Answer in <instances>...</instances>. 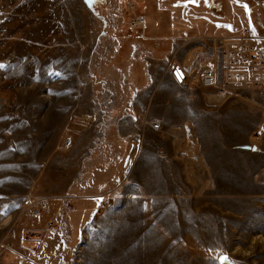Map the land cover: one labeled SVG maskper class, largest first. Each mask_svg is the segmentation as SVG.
<instances>
[{"label": "rangeland", "instance_id": "obj_1", "mask_svg": "<svg viewBox=\"0 0 264 264\" xmlns=\"http://www.w3.org/2000/svg\"><path fill=\"white\" fill-rule=\"evenodd\" d=\"M84 1L101 9L102 19L81 17V0H0V143L11 141L10 147L15 149L13 165L7 155L5 167L21 165L25 175L35 176L44 163L35 159L36 154L43 159L61 147L72 152L71 168L78 169L75 182L79 184L71 188L69 196L74 198L67 201V208L78 233L73 234V241L68 236L65 243L68 263L264 264V167L258 169V177L207 179L205 183L217 189L221 182L226 190L228 183L229 194L223 195L224 202L215 201L212 208L197 211L190 210L187 201L177 202L173 208L164 197L151 195L156 209L148 212L141 184L125 186L127 171L140 176L141 168L134 170L143 152H170L169 140L181 142L183 138L180 131L163 124L158 130L151 128V123L164 115L161 103L154 98L148 108L147 95L159 90L173 95L184 89L189 99L195 96L196 101L194 92L203 87L186 81L179 87L173 80L174 66L182 62L189 48L181 53L169 48L149 66L140 65L136 56L127 59L125 46L119 56L111 57L110 47L120 34H108L105 29L146 27L148 20L142 26L130 24L140 17V1H134V17L127 21L121 17L125 14L122 7H118V17L109 16L114 0ZM262 13L264 0H230L228 14L223 13V6L213 3L207 12L211 26L193 31L234 36L247 28L255 30L258 24L264 29ZM82 26L103 29L89 64L81 60V45H89L93 35L81 33ZM138 48H134L135 55L141 51ZM257 91L263 90H243ZM261 101L246 103L255 121H247L246 127L231 125L226 142L241 146L243 141L264 140V126L254 124L259 103L264 105ZM177 103L181 105L180 99ZM240 112L243 115V109ZM261 112L264 117V110ZM170 180L179 182L178 178ZM124 192L133 198L126 200ZM81 197L90 200L82 204ZM157 207L163 210L157 211ZM16 209L11 205L3 212L16 214ZM9 228L0 226V241ZM5 256L4 252L0 264ZM221 256L226 257L225 262Z\"/></svg>", "mask_w": 264, "mask_h": 264}, {"label": "crops", "instance_id": "obj_2", "mask_svg": "<svg viewBox=\"0 0 264 264\" xmlns=\"http://www.w3.org/2000/svg\"><path fill=\"white\" fill-rule=\"evenodd\" d=\"M134 1L114 0L115 4L110 8L111 13L108 12L109 16L118 17V7H122L125 10V14L121 16L123 19L127 21L134 17L131 13ZM137 1L141 2L139 19L145 20L144 22L148 20L146 27L129 29L126 26H111L104 31L108 34H120L110 47L111 57L119 56L125 46L126 58L133 59L136 56L142 66L144 64L149 66L153 60L164 56L169 48H174L175 51L181 53L184 50L186 52L187 48L203 47L202 39L214 36L194 34L193 29L196 28L198 32L211 26L207 12L212 8L213 3L220 4L221 8L223 6V13L225 11L228 14L230 9V0ZM166 2H172V4L166 5ZM262 14L264 16V13ZM90 16L102 19L103 15L101 9L87 5L84 0H81V17L89 18ZM258 25L255 31L264 36L263 27H258ZM186 31H189V34ZM102 32L103 29L82 26L81 33L93 35L88 39L91 41L89 45H81L82 62L90 63ZM138 46L141 51L135 55L134 48L138 51ZM146 74L149 76L147 72ZM163 77L161 76L159 80ZM173 78L179 87L182 86L181 81H178L175 76ZM181 90L180 93L173 95L160 90L147 95L148 104L150 103L148 108H151L153 98L161 103L160 107L163 108L161 113L164 116L158 121L160 128L163 124L167 129L180 131L183 134L181 142L170 139L168 146L173 148L170 152L158 150L154 154L149 149L143 152V155L136 160L138 163L134 172L138 168L142 171L137 178L134 177V173L131 176L132 171L131 173L125 171L127 176L125 186L141 184L143 195L147 194L142 202L145 205L144 210L147 209L148 212L156 209L153 203L155 196L151 195L164 197L170 206L181 204L184 200L190 204V210L210 209L215 201L216 203L224 202L223 195L229 194V190L228 183H226V190L221 182L220 189H217L207 185L205 183L207 179L258 177L260 176L257 174L258 169L264 167L262 166L264 140H255L252 143L243 141L241 146L240 144L232 146L230 142H226L231 137L228 132L231 125L246 127L244 125L247 121H255L253 120L255 116L247 112L249 110L246 108V103L250 101L256 103L258 100L263 102L261 99L264 100V90L257 92L233 90L229 95L219 92L214 87L200 88L196 93L194 92L197 95L196 101H193L195 96L189 99V95L186 94L187 90ZM178 99L181 101L179 106ZM258 108L260 109L256 111L258 119L254 124L257 128H263L264 117H262L261 109L264 110V105L259 103ZM241 109H243V115L240 112ZM167 119L170 120L168 125L164 123ZM85 134L82 135V139ZM234 138L237 136L235 135ZM11 145V141L8 144L5 140L0 143V213H2L0 226H10L9 230L2 234L3 240L0 244L11 243L10 248L5 251L6 256L2 264H64L65 261L68 262V253H66L68 249L65 244L68 242V236H72L73 241V234L78 233V229L73 228L75 225L72 224V219L70 220L71 215L67 208V201L74 198L69 196L71 188L79 184L75 182L78 169L71 168L72 152L69 154L70 151H65V147L64 149L61 147L45 155L43 159L38 158L36 154L35 159L44 163L41 168L36 169L35 176H27L21 165L18 168L5 167L7 155L9 163L11 165L14 163L15 149L11 148ZM259 155H262V158H259ZM139 162H141L140 167ZM174 163L177 169L174 168ZM171 178H178L179 182L173 183ZM138 180L141 182L139 183ZM180 181L187 185L185 187L187 189L180 184ZM198 195L203 197H197ZM214 195L216 199L213 198ZM26 197L45 199L47 201L46 213L39 218L30 216L20 205L21 199ZM123 197L126 200L133 198L129 193L124 194ZM83 199L81 197V203L90 200L88 197ZM198 201L204 202L205 205L198 206ZM208 202L213 204L206 205ZM11 205L17 207L16 214L13 212L4 214V208L11 207ZM181 207L178 206L177 209ZM158 209L163 210L162 207H157V211ZM221 209H226L224 204ZM166 210H164L165 213H167ZM160 216L163 217V214ZM50 223H52V228H49ZM5 239L8 240L5 241Z\"/></svg>", "mask_w": 264, "mask_h": 264}, {"label": "built area", "instance_id": "obj_3", "mask_svg": "<svg viewBox=\"0 0 264 264\" xmlns=\"http://www.w3.org/2000/svg\"><path fill=\"white\" fill-rule=\"evenodd\" d=\"M130 24L142 26L144 20H133ZM202 41L203 47L190 48L182 62L174 66V71L179 70L181 74V82L203 88L214 87L223 94L233 90H264V36L247 28L234 36H214ZM150 126L160 129L158 122ZM70 144V140L65 142L66 146ZM20 205L34 218L47 211V201L43 198H22ZM10 246V242L0 244V257Z\"/></svg>", "mask_w": 264, "mask_h": 264}, {"label": "water", "instance_id": "obj_4", "mask_svg": "<svg viewBox=\"0 0 264 264\" xmlns=\"http://www.w3.org/2000/svg\"><path fill=\"white\" fill-rule=\"evenodd\" d=\"M174 76L176 77V79L178 81H181V74H180L179 70H175L174 71ZM220 260L223 261V262H225L226 261V257L225 256H221L220 257Z\"/></svg>", "mask_w": 264, "mask_h": 264}]
</instances>
